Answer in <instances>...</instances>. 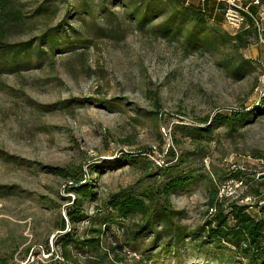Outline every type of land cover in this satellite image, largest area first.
Instances as JSON below:
<instances>
[{
  "label": "rangeland",
  "instance_id": "374dc122",
  "mask_svg": "<svg viewBox=\"0 0 264 264\" xmlns=\"http://www.w3.org/2000/svg\"><path fill=\"white\" fill-rule=\"evenodd\" d=\"M43 1L21 0L25 12ZM218 1L227 5L226 0ZM252 1L236 4L241 7ZM250 7L261 20V31L240 52L257 64V71L240 81L220 66L218 53L184 50L179 41L138 31L122 16L116 29L94 34L92 45L78 51L83 55H55L52 65L0 76V186L14 189L13 195L0 198V264L53 263L58 258V227L62 222L67 230L78 226L66 215L68 199H74L68 192L71 182L51 175L47 167L79 168L86 180L92 179L98 199L82 207L91 216L100 207V198L142 179L128 165L101 174H91V165H114L122 154L143 149H149L148 159L155 166H165L171 148L184 164L214 180L235 170L245 172L248 185L218 181L219 196L228 203L251 205L249 212L258 216L253 182L264 181V115L235 133L221 123L212 124L209 142H195L183 129L217 113L253 110L264 97L260 94L264 8ZM238 23H242L240 14L234 10L224 30L234 34L246 27ZM99 24L101 28L107 25ZM38 33L16 42L31 40ZM225 53L236 56L232 50ZM96 100L111 102V106ZM66 102L70 105L64 108ZM210 189L207 183H199L171 197L173 209L184 214L180 225L188 232L212 218L207 206ZM260 194L264 196V187ZM107 252L116 264H132L141 258L127 249ZM211 260L185 248L179 258L164 259L161 264H218Z\"/></svg>",
  "mask_w": 264,
  "mask_h": 264
},
{
  "label": "trees",
  "instance_id": "16d2710c",
  "mask_svg": "<svg viewBox=\"0 0 264 264\" xmlns=\"http://www.w3.org/2000/svg\"><path fill=\"white\" fill-rule=\"evenodd\" d=\"M260 2L264 4V0ZM246 6L242 3L243 8ZM24 7L21 0H0V76L52 65L55 55H83L97 33L120 25L119 16L138 31H151L164 40L179 41L184 50L218 53L222 58L220 66L235 81L257 71V64L240 52L258 35L253 19L238 10L246 27L234 34L225 31L229 7L218 0H45L31 12H25ZM248 12L256 17L253 7ZM156 20L160 21L153 25ZM100 21L107 25L101 28ZM73 24L78 28H73ZM36 32L39 33L33 39L16 42ZM228 50L236 56L226 55ZM260 94L264 95V86ZM94 102L111 106V102L103 100ZM69 105L66 102L63 107ZM261 115L264 97L253 110L217 113L199 120L195 127L183 129L195 142H209L212 124L221 123L235 133ZM149 154V149H143L136 154H122L114 165H91V174L123 165L142 174L133 186L100 198V207L91 216L82 207L98 199L92 179L86 180L87 175L79 168H46L51 175L71 182L68 192L74 199H68L66 215L70 222L78 224L70 230L64 222L58 227L60 237L55 246L59 261L50 264H116L107 251L124 253L125 249L141 257L132 264H161L164 259L179 258L185 248L218 264H264V196L260 194L264 181L253 182L257 186L253 197L259 199L255 206L258 216H253L249 212L251 205L228 203L219 196L218 181L248 185L245 172L235 170L224 179L214 180L210 174L184 164L171 148L167 149L171 159L165 166H155L148 159ZM199 183L211 186L207 206L212 218L188 232L180 225L184 214L173 209L171 197ZM13 194V187L0 186V198Z\"/></svg>",
  "mask_w": 264,
  "mask_h": 264
},
{
  "label": "built area",
  "instance_id": "2783aa9c",
  "mask_svg": "<svg viewBox=\"0 0 264 264\" xmlns=\"http://www.w3.org/2000/svg\"><path fill=\"white\" fill-rule=\"evenodd\" d=\"M243 0H226V2H227V5H228V7H229V9H228V11H227V14H226V19L228 18V15L231 13V12H233L234 10H237V12H238V14H240L239 13V11H242V12H244L245 14H247V15H249L252 19H253V21H254V25H255V28H256V30H257V32H259L260 33V22H261V20H259L258 18H257V16L256 17H252L251 15L252 14H250L249 12H248V9H249V7H250V5H252V6H254V7H260V8H264V4H262L261 2H260V0H253L251 3H250V5H247L245 8H243L242 7V4H240L241 5V7H238V5L236 4V3H240V2H242ZM239 10V11H238ZM240 21L242 22V23H244V18L240 15ZM241 23V24H242ZM240 23H238V25L240 26L241 25ZM261 44H262V47H264V40H262L261 39ZM262 86H264V81H262ZM159 166H161L160 164H158ZM28 263V262H27Z\"/></svg>",
  "mask_w": 264,
  "mask_h": 264
}]
</instances>
